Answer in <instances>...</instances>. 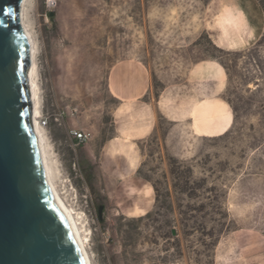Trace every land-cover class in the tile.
Instances as JSON below:
<instances>
[{
	"label": "rangeland",
	"instance_id": "374dc122",
	"mask_svg": "<svg viewBox=\"0 0 264 264\" xmlns=\"http://www.w3.org/2000/svg\"><path fill=\"white\" fill-rule=\"evenodd\" d=\"M234 3L32 0L39 123L92 264H264V31Z\"/></svg>",
	"mask_w": 264,
	"mask_h": 264
},
{
	"label": "water",
	"instance_id": "95a60500",
	"mask_svg": "<svg viewBox=\"0 0 264 264\" xmlns=\"http://www.w3.org/2000/svg\"><path fill=\"white\" fill-rule=\"evenodd\" d=\"M21 1L0 0V264H86L45 174Z\"/></svg>",
	"mask_w": 264,
	"mask_h": 264
},
{
	"label": "bare ground",
	"instance_id": "6f19581e",
	"mask_svg": "<svg viewBox=\"0 0 264 264\" xmlns=\"http://www.w3.org/2000/svg\"><path fill=\"white\" fill-rule=\"evenodd\" d=\"M31 3H32V0H22L21 1L20 6H19L20 23L28 39L29 47L31 51V66L29 70V78H30V90L32 94V112H33V119H34V123L36 127L37 137L39 139L40 149L43 155L45 174H46V178H47L49 186L53 188L57 203L59 204L60 208L64 212L66 218L69 221L70 226L73 229L78 246L81 250V253L83 255V258L86 264H92L91 258L88 254V251L85 245V238H83L81 235L80 228L77 223V218L75 217L76 213L66 205V203L64 202L63 198L61 197L56 187L55 171L53 168V160L50 155V149H49V144L47 142L46 132H45V129L39 123V119L41 118V95H40L41 90L39 88V83H38L37 45L32 35V32L29 29V25L27 23V13L31 7ZM213 113L216 117L217 123L219 125L218 129L221 130V133H225L226 131H228L230 128V124L232 122L231 118L229 117L228 119H226L225 115L218 108L213 109Z\"/></svg>",
	"mask_w": 264,
	"mask_h": 264
},
{
	"label": "crops",
	"instance_id": "0c3cea01",
	"mask_svg": "<svg viewBox=\"0 0 264 264\" xmlns=\"http://www.w3.org/2000/svg\"><path fill=\"white\" fill-rule=\"evenodd\" d=\"M232 6L237 10V13H239L238 15L240 16V18L238 19H233V22L246 24L249 27L250 37L248 38H251V40L259 39L264 31V10L260 3V0H235V3ZM223 38L224 37L219 35L215 36V39H223ZM125 62L126 64L135 63V61L133 60H127ZM138 68H139V72L141 73V78H142V74L143 77L146 78V71L142 70V67H140L139 65ZM215 104L217 105L219 110L221 108V112L225 115V118L228 119L230 116L224 112L223 106H220L217 103ZM205 118H209V117H205ZM214 125L215 124H213V126ZM211 129L214 130L215 128L212 127ZM109 154L111 156H113V154H120V155L123 154L122 156H124L129 162L132 160L130 157L131 155H129L128 153H122V152L120 153L119 150L117 151V147L114 146H111Z\"/></svg>",
	"mask_w": 264,
	"mask_h": 264
},
{
	"label": "built area",
	"instance_id": "2783aa9c",
	"mask_svg": "<svg viewBox=\"0 0 264 264\" xmlns=\"http://www.w3.org/2000/svg\"><path fill=\"white\" fill-rule=\"evenodd\" d=\"M42 125L45 126L46 121H43ZM69 133L75 147L82 146L89 140V134L83 130H71Z\"/></svg>",
	"mask_w": 264,
	"mask_h": 264
},
{
	"label": "trees",
	"instance_id": "16d2710c",
	"mask_svg": "<svg viewBox=\"0 0 264 264\" xmlns=\"http://www.w3.org/2000/svg\"><path fill=\"white\" fill-rule=\"evenodd\" d=\"M147 180V179H146Z\"/></svg>",
	"mask_w": 264,
	"mask_h": 264
}]
</instances>
